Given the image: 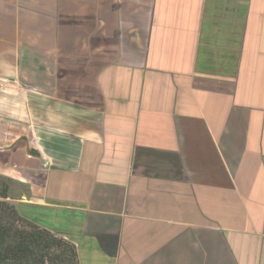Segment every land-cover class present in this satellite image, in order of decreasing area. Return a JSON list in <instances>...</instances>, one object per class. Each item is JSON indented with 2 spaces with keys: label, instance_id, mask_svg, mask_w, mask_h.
Segmentation results:
<instances>
[{
  "label": "crops",
  "instance_id": "crops-1",
  "mask_svg": "<svg viewBox=\"0 0 264 264\" xmlns=\"http://www.w3.org/2000/svg\"><path fill=\"white\" fill-rule=\"evenodd\" d=\"M0 176L79 264H264V0H0Z\"/></svg>",
  "mask_w": 264,
  "mask_h": 264
},
{
  "label": "trees",
  "instance_id": "trees-1",
  "mask_svg": "<svg viewBox=\"0 0 264 264\" xmlns=\"http://www.w3.org/2000/svg\"><path fill=\"white\" fill-rule=\"evenodd\" d=\"M0 176V264H79L76 247L23 218Z\"/></svg>",
  "mask_w": 264,
  "mask_h": 264
},
{
  "label": "rangeland",
  "instance_id": "rangeland-1",
  "mask_svg": "<svg viewBox=\"0 0 264 264\" xmlns=\"http://www.w3.org/2000/svg\"><path fill=\"white\" fill-rule=\"evenodd\" d=\"M10 202V201H9ZM11 203V202H10Z\"/></svg>",
  "mask_w": 264,
  "mask_h": 264
}]
</instances>
